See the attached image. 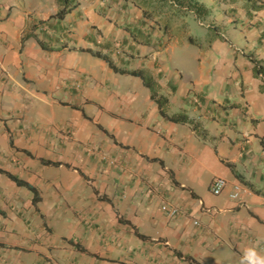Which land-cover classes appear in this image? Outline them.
Instances as JSON below:
<instances>
[{"label": "crops", "instance_id": "obj_1", "mask_svg": "<svg viewBox=\"0 0 264 264\" xmlns=\"http://www.w3.org/2000/svg\"><path fill=\"white\" fill-rule=\"evenodd\" d=\"M199 1L209 15L151 20L125 0L64 19L0 0V264L264 259V0Z\"/></svg>", "mask_w": 264, "mask_h": 264}, {"label": "trees", "instance_id": "obj_2", "mask_svg": "<svg viewBox=\"0 0 264 264\" xmlns=\"http://www.w3.org/2000/svg\"><path fill=\"white\" fill-rule=\"evenodd\" d=\"M127 2H131L134 5H136L139 9L142 10V14L145 18L151 19V20H159V18L169 17L170 20L174 17H180L185 15L187 12L194 10L197 18H201L202 16L209 15L208 9L204 4H202L199 0H125ZM79 0H56L57 5L59 6V11L56 13L55 17L59 19H64L71 10L76 8L78 6ZM261 7H264V2L261 4ZM162 20V19H161ZM165 30L171 28L169 24V20L164 26ZM190 40L193 41L192 37H190ZM98 57H102L104 60H106L111 67H114V64L110 60L108 56H103L100 54H95ZM255 62V75L257 76H264V64L261 61L253 60ZM121 71V70H118ZM132 75L141 77L147 87L152 92V97L155 99L158 103V106L163 108L167 105L168 100L167 98L160 96L157 94V90L155 89V82L152 81L151 78H147L145 76V71L143 70H135L130 72ZM153 82V90H152V83ZM262 89L264 90V85L262 86ZM161 111H164L161 109ZM165 114V112H163ZM167 116V114H165ZM170 119L172 121L182 122V123H189L195 125L196 123L192 120H189L185 116L181 115H173L170 116ZM13 180H15L19 185L26 186L29 189H31L36 194V190L34 187L30 186L26 182L20 181L17 178H15L12 175H9ZM34 200H37V196H35Z\"/></svg>", "mask_w": 264, "mask_h": 264}, {"label": "built area", "instance_id": "obj_3", "mask_svg": "<svg viewBox=\"0 0 264 264\" xmlns=\"http://www.w3.org/2000/svg\"><path fill=\"white\" fill-rule=\"evenodd\" d=\"M227 181L224 178H216L211 185V192L215 196H220L225 189L227 188ZM242 197V191L239 187H236L235 191L233 194H231V198L235 200H240ZM162 210L165 214L168 216L174 217V216H179L181 214V211L176 208V207H169L167 205H164L162 207ZM202 210L207 213H211V209L202 207ZM196 225H200L198 221L195 222Z\"/></svg>", "mask_w": 264, "mask_h": 264}, {"label": "clouds", "instance_id": "obj_4", "mask_svg": "<svg viewBox=\"0 0 264 264\" xmlns=\"http://www.w3.org/2000/svg\"><path fill=\"white\" fill-rule=\"evenodd\" d=\"M247 258L250 261V264H264V259L257 258L254 250L249 251Z\"/></svg>", "mask_w": 264, "mask_h": 264}, {"label": "rangeland", "instance_id": "obj_5", "mask_svg": "<svg viewBox=\"0 0 264 264\" xmlns=\"http://www.w3.org/2000/svg\"><path fill=\"white\" fill-rule=\"evenodd\" d=\"M20 1V0H19ZM193 12H194V10H192ZM190 12V11H189ZM195 13V12H194ZM189 14H191V13H189ZM188 14L186 13L185 15H183V16H187ZM191 16V15H190ZM182 17H177V18H175L174 20H176V19H181ZM193 18V17H192ZM173 20V21H174ZM198 26V25H197ZM184 27V26H183ZM171 28H172V26H171ZM190 29H192V27H190ZM193 38L197 41L198 40V38H199V34H197L196 32H194L193 33ZM152 84V90H153V82L151 83ZM155 89L157 90V92L159 91V87H158V85L157 84H155ZM152 93H151V95H150V98L149 99H152V101H153V97H152ZM160 96H163V95H160ZM152 97V98H151ZM163 97H165V96H163ZM165 98H167V97H165ZM150 101V100H149ZM195 123H197L196 121H194ZM205 191H207V189H205Z\"/></svg>", "mask_w": 264, "mask_h": 264}]
</instances>
